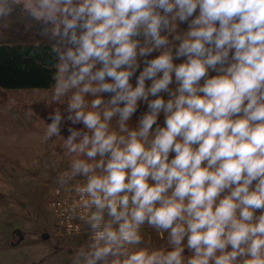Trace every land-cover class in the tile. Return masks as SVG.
<instances>
[{"label":"clouds","instance_id":"clouds-1","mask_svg":"<svg viewBox=\"0 0 264 264\" xmlns=\"http://www.w3.org/2000/svg\"><path fill=\"white\" fill-rule=\"evenodd\" d=\"M17 9L67 98L44 140L67 133L58 183L83 180L75 264H264V0H0Z\"/></svg>","mask_w":264,"mask_h":264},{"label":"rangeland","instance_id":"rangeland-1","mask_svg":"<svg viewBox=\"0 0 264 264\" xmlns=\"http://www.w3.org/2000/svg\"><path fill=\"white\" fill-rule=\"evenodd\" d=\"M37 23L25 19L18 9L0 18V44H37L44 39L37 35ZM7 93V101L0 103V137L6 135L12 140L0 141V264H75V251L89 239L87 226L83 223L79 234H59L53 229L51 209L56 188L83 183L82 178L66 185L58 183L73 158L62 154L64 138L60 135V140L42 137L35 144L15 143V137L24 134V122L39 124V130H45V121L27 106L37 100H51L52 87ZM142 231L154 248L166 246V235L147 226Z\"/></svg>","mask_w":264,"mask_h":264},{"label":"trees","instance_id":"trees-1","mask_svg":"<svg viewBox=\"0 0 264 264\" xmlns=\"http://www.w3.org/2000/svg\"><path fill=\"white\" fill-rule=\"evenodd\" d=\"M3 28L0 25V35ZM37 44H0V103L7 101L8 90L24 88H50L53 69L49 63L47 45L41 43L36 55H32ZM67 103L41 99L28 105L40 119L48 125V113L59 108L63 110ZM67 133L61 132L65 139Z\"/></svg>","mask_w":264,"mask_h":264},{"label":"built area","instance_id":"built-area-1","mask_svg":"<svg viewBox=\"0 0 264 264\" xmlns=\"http://www.w3.org/2000/svg\"><path fill=\"white\" fill-rule=\"evenodd\" d=\"M76 185L77 184L59 188L55 191V195L51 203V209L54 216L53 229L59 234L75 235L79 234L82 230V221L78 219L68 221L67 219V216L69 215L67 209H69L73 201L77 199L73 190ZM69 223L73 225L71 230L68 227ZM76 225H79V231H76Z\"/></svg>","mask_w":264,"mask_h":264},{"label":"crops","instance_id":"crops-1","mask_svg":"<svg viewBox=\"0 0 264 264\" xmlns=\"http://www.w3.org/2000/svg\"><path fill=\"white\" fill-rule=\"evenodd\" d=\"M5 44H9V43H5ZM12 44H15V43H12ZM32 115V114H31ZM37 120H38V118H37ZM39 123V122H38ZM23 125H21V129L24 131V134L23 135H21V136H17V137H15L16 138V141H15V143H22V142H24V143H30V144H35L36 143V141L38 142V139H41L42 137H44L45 136V133H46V129H47V126H44L45 127V130L44 131H40L39 130V128L40 127H38V125L36 124V125H34L33 124V122L31 123H29V122H24V123H22ZM41 124V123H40ZM47 125V124H46ZM56 137V139H61L59 136H55ZM62 137V136H61ZM14 138V139H15ZM7 139H10V138H8L6 135H4V136H2V137H0V141H2V142H6L7 143V141H10V140H12V138L10 139V140H7ZM64 150L62 151V154H64ZM21 168L23 167V165H19ZM4 173H6V172H3V174ZM8 174V173H7ZM8 176H10V174H8ZM5 184V183H4ZM3 186H8V185H3ZM6 189H9V188H7L6 187ZM5 189V190H6ZM57 189V188H56ZM56 189H55V191H56ZM1 192H3V191H1ZM20 192V191H19Z\"/></svg>","mask_w":264,"mask_h":264}]
</instances>
